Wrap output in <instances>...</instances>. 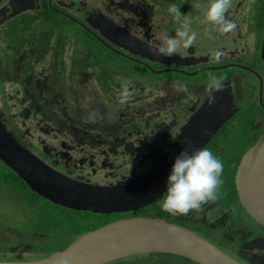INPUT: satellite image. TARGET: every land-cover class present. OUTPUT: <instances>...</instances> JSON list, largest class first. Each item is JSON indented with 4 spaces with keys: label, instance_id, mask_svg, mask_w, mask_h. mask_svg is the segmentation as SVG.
<instances>
[{
    "label": "flooded vegetation",
    "instance_id": "obj_1",
    "mask_svg": "<svg viewBox=\"0 0 264 264\" xmlns=\"http://www.w3.org/2000/svg\"><path fill=\"white\" fill-rule=\"evenodd\" d=\"M29 1L0 0V135L24 152L12 162L33 178L52 173L96 191L133 182L138 192L147 188L150 202L120 214L72 211L32 192L0 160L3 207L21 205L8 193L33 199L0 214V262L35 261L41 244L57 241L62 249L71 242L38 229L48 224L41 199L79 221L104 219L98 227L127 218L163 220L239 264H264V226L242 207L235 183L242 158L264 137V0H232L226 15L236 28L228 33L195 7L210 0ZM172 4L189 14L197 40L172 57L157 56L151 49L162 35L174 37L180 27L168 12ZM210 73L222 78L224 91L209 89ZM125 89L131 95L121 103ZM186 145L222 161L223 184L219 199L199 211L170 215L161 207L167 178Z\"/></svg>",
    "mask_w": 264,
    "mask_h": 264
},
{
    "label": "water",
    "instance_id": "obj_2",
    "mask_svg": "<svg viewBox=\"0 0 264 264\" xmlns=\"http://www.w3.org/2000/svg\"><path fill=\"white\" fill-rule=\"evenodd\" d=\"M31 3L30 0L27 5ZM1 133L0 160L24 180L32 192L52 204L72 211L106 215L131 212L150 202L147 188L143 186L138 192L133 182L96 191L52 173L33 178L26 167L12 162L16 153L17 160H21L24 152L12 144L8 134ZM235 183L242 207L264 226V137L242 158ZM155 253L179 256L196 264H239L191 231L149 218L113 221L77 236L64 249L41 259L0 264H108Z\"/></svg>",
    "mask_w": 264,
    "mask_h": 264
},
{
    "label": "clouds",
    "instance_id": "obj_3",
    "mask_svg": "<svg viewBox=\"0 0 264 264\" xmlns=\"http://www.w3.org/2000/svg\"><path fill=\"white\" fill-rule=\"evenodd\" d=\"M232 6V0H210L206 6L195 5L203 14L207 23L214 24L219 31L228 33L236 28V24L229 20L227 13ZM168 12L173 15L174 20L180 25L175 36L171 37L164 33L158 48L151 49L154 55L172 57L183 48L191 47L197 40V32L192 29V20L187 15H182L179 6L172 4ZM227 17V18H226ZM209 89L224 91L222 78L209 74ZM181 91H187L183 86ZM131 93L125 89L121 96L124 103ZM214 100H210L213 103ZM186 145L183 151L176 157L171 173L167 178V191L163 196L162 210L170 215H188L192 211H199L201 207L216 201L220 196V188L223 184V163L207 149H192Z\"/></svg>",
    "mask_w": 264,
    "mask_h": 264
},
{
    "label": "rangeland",
    "instance_id": "obj_4",
    "mask_svg": "<svg viewBox=\"0 0 264 264\" xmlns=\"http://www.w3.org/2000/svg\"><path fill=\"white\" fill-rule=\"evenodd\" d=\"M8 195L10 197H14L15 200L18 197H20L21 205L19 202L15 205H12L11 208H8V207L4 208L3 206H7V205L0 201V214H3V213L11 214L10 210L12 213H14V212L16 213V211H18L19 209H22V207H25L26 203L28 204L29 201H33L32 197H30V195L28 193L27 194L23 193L20 195L19 193L13 192V193H8ZM37 202H38V200H37ZM38 206L42 212H45V211L49 212V213H45L44 215L41 216L42 219L45 218L48 221V224L44 228L38 227V229H40V231H42L41 233L46 234L47 236L63 237V236H66L68 234L71 235L72 230H79V231L84 230V229L89 228L91 226V224H95L94 222L92 223L91 220L88 219L89 223L82 221V222L72 223L69 226H66V225H68V222L71 220V217L77 216L76 214H72L70 211H67V210L62 211L60 209H54L49 203H47L41 199L38 202ZM50 212H53V213H50ZM22 213H23V211H20L16 214V216L18 217ZM81 217H83V216H81ZM85 217H86V215H85ZM20 219H17V221ZM13 220H16V217H14ZM27 229H29V228H27ZM25 240H27V239H25ZM24 245L30 246L29 244H24ZM59 245L60 244H58L57 241H47L46 243L41 244L42 247L40 249L35 248L36 250H39V251H41V253H43V255L41 254V257H39L37 259H41L42 257L49 255L50 252L52 253L54 251L59 250V247L57 248V246H59ZM115 264H117V263H115ZM118 264H168V262L160 260V259H150L147 256H133V257L126 258L125 260L121 261Z\"/></svg>",
    "mask_w": 264,
    "mask_h": 264
},
{
    "label": "trees",
    "instance_id": "obj_5",
    "mask_svg": "<svg viewBox=\"0 0 264 264\" xmlns=\"http://www.w3.org/2000/svg\"><path fill=\"white\" fill-rule=\"evenodd\" d=\"M37 197V196H36ZM53 208H56V209H60V210H66V209H62V208H60V207H57V206H54V205H52V204H50ZM50 213H53V212H50ZM72 214H75L74 212H71ZM94 218H97V217H95L94 216ZM84 222H87L88 223V221L87 220H85V219H82ZM104 220V219H103ZM103 220H101L98 224H91V226L89 227V228H87V229H84V230H72V234L71 235H66V236H63V237H65V239L67 240V242H69V241H72L74 238H76L77 236H79V235H81V234H83V233H85V232H87V231H92V230H94V229H96L99 225H101V224H104V222H103ZM77 222H82V221H79V218L78 217H71V220L68 222V225H66V226H69L70 224H72V223H77ZM106 223V222H105ZM65 247V246H64ZM63 247V248H64ZM62 248V249H63ZM62 249H60V247H59V250H57V251H60V250H62ZM121 261H123V260H119V261H116V262H113V263H108V264H115V263H120Z\"/></svg>",
    "mask_w": 264,
    "mask_h": 264
}]
</instances>
